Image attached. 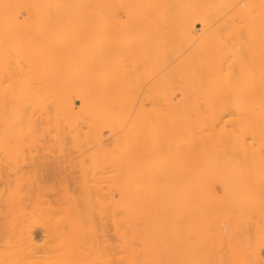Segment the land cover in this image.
<instances>
[{
	"label": "bare ground",
	"instance_id": "obj_1",
	"mask_svg": "<svg viewBox=\"0 0 264 264\" xmlns=\"http://www.w3.org/2000/svg\"><path fill=\"white\" fill-rule=\"evenodd\" d=\"M0 264H264V0H0Z\"/></svg>",
	"mask_w": 264,
	"mask_h": 264
},
{
	"label": "rangeland",
	"instance_id": "obj_2",
	"mask_svg": "<svg viewBox=\"0 0 264 264\" xmlns=\"http://www.w3.org/2000/svg\"><path fill=\"white\" fill-rule=\"evenodd\" d=\"M198 27L200 28L201 26H198ZM178 97H180V95H179ZM80 105H81V104L78 103V106H80ZM46 137H47V136H46ZM47 138L50 139V137H47ZM108 138H109V136H108ZM42 141H43V140H42ZM44 142H45V140L43 141V144H44ZM48 142H49V140H48ZM50 142H51V141H50ZM41 143H42V142H41ZM45 143H47V140H46ZM43 144H41V145H43ZM47 144H48V143H47ZM49 144H50V145H49L48 148H49V149H52V148H50L52 143H49ZM67 144H68V143H67ZM44 145H45V144H44ZM68 145L71 147L70 144H68ZM68 145H67V147H68ZM47 146H48V145H45V146H42V147H43V148L46 147L45 149H46V152H47V153H48V152H51V151H47ZM53 148L56 149V147H53ZM45 149H44V150H45ZM49 149H48V150H49ZM56 150H57V149H56ZM52 155H53L52 158H54V156H55L54 153L51 154V156H52ZM153 158H154V159H157V156H156V157H153ZM154 159H153V160H154ZM151 161H152V160H151ZM156 161H157V160H156ZM152 162H153V161H152ZM155 163H156V162H155ZM155 163H154V164H155ZM148 182H150V181L147 180V185H148L150 188H152V187H151L152 185L150 186V185L148 184ZM153 183H155V181H153ZM153 183H151V184H153ZM158 183H159V182H156V186L153 185V187H157V185H159ZM162 183H163V184H162ZM160 184H161V185H160L161 187H162V185H165L164 182H160ZM160 186H159V187H160ZM149 187H147V190L150 189ZM159 187L155 190V192L153 191V189H150V190H151L150 193L147 192L149 197H153V199L156 198L155 200L151 199V201L153 200V203H154L153 205H154V207H153V205H150V204L147 205V206H148L147 208L150 207L151 209H150V210L147 209V210H146V211H148L147 214H146V215L144 214L145 218H146V216H147L148 219L150 220V221H148V224H149V222H150V225H151V221L154 222V220H156V218L160 220V219H161V218H159L160 216H161V217L163 216V219H164L165 221H166V219L168 218V220L166 221V222H168L167 224H170V222H173L174 219L176 220V218L181 219L184 215H185L186 218H187V215H188V214H184L183 216L180 215V217H177V216L175 215L176 218H174V217H173V216H174L173 212L171 213V214H173V216H172L171 214H166V213H168V211H167L166 213H165V211H160L161 214H162V212H164V213L166 214L167 217L165 216V214H164V215H161L160 213H159L160 216H159L158 213H157L158 215H156V212H158L159 209H160V210L163 209V208H160V207H162V205H161V204H162V203H161L162 201H161L160 203L158 202L159 205H161L158 209H156V207H157L158 204H157V205L155 204V203H157V201H158L157 198L159 199V198L161 197L160 195H163V196H164V194L161 193V190H163L162 188L165 187V186H163V187L161 188V190H159ZM147 190H146V191H147ZM218 191L221 192V188H218ZM151 192H154L155 197H154V195H151ZM145 193H146V192H145ZM147 193H146V197H147ZM156 193L159 194V197H156V196L158 195V194H156ZM160 193H161V194H160ZM163 196H162V197H163ZM146 197H145V199H146ZM147 200L150 201V200L148 199V197H147ZM147 200H145V201L147 202ZM156 200H157V201H156ZM160 200H161V199H160ZM151 201H150V203H151ZM147 204H148V203H147ZM155 205H156V207H155ZM155 209H156V210H155ZM237 210H238V208H237ZM154 211H156L155 214H154ZM233 213H234V212H233ZM237 213H238V214L234 213V215H235V216H236V215H239V212H237ZM168 215L170 216V218L168 217ZM254 215H255V214H254ZM154 216H155V217H154ZM157 216H158V217H157ZM164 216L166 217V219H165ZM171 216H172V218H171ZM185 216H184L183 218H185ZM251 216H253V214H251V215L249 214L250 219H248L249 217H247V216H246L247 218H244L243 225H244V223L246 222V219L248 220V221H247V224H245V226H244L245 228H250L249 225H250L251 227H253V226L255 225V224H253V223H256L257 218H254V217H256V216H254V217H253L254 220H253V219H251ZM142 218L144 219V221H143ZM142 218H141V221H140L141 225H144V227H147L148 224H147V221L145 222L146 219H145L144 217H142ZM183 218H182V220H184ZM186 218H185V220L183 221L184 224H185V222L187 221V219H189V216H188L187 219H186ZM163 219H161V220H163ZM169 219H170V220H169ZM178 219H177V220H178ZM171 220H172V221H171ZM177 220L173 222V223L176 224L177 226H176V225H173V227L175 226V227H177V229H179L180 227H179V225L177 224ZM182 220H181V222H182ZM249 220H252L253 222H252V221H249ZM142 221H143V222H142ZM165 221H164V222H165ZM158 222H162V221H158ZM158 222H157V223H158ZM181 222H180V223H181ZM183 222H182V223H183ZM187 222H188V221H187ZM187 222H186V224H188V226H189V223H187ZM190 222H191V220H190ZM142 223H143V224H142ZM145 223H146V224H145ZM154 223H155V222H154ZM154 223H153V224H154ZM162 223H163V222H162ZM173 223H171V224H173ZM178 223H179V220H178ZM180 223H179V224H180ZM182 223H181V224H182ZM239 223H240V222H239ZM249 223H250V224H249ZM158 224H159V223H158ZM186 224H185L184 226H185V227H188V226H186ZM248 224H249V225H248ZM146 225H147V226H146ZM155 225H156V224H155ZM247 225H248V226H247ZM252 225H253V226H252ZM142 227H143V226H142ZM150 227H153V228H151L150 230H149V229H148V230L146 229V230H147V231H146V232H147V233H146V237H147L148 235H150L151 231H153L152 234H157V232H158V231H155V230L157 229L155 226H152V225H151V226H149V228H150ZM154 227H155V228H154ZM157 227H158V226H157ZM171 227H172V226H171ZM181 227H182V226H181ZM185 227H184V229H183V234H185L184 232L186 231V230H185V229H186ZM167 228H168V227H167ZM250 229H251V228H250ZM181 230H182V229H181ZM181 230H180V231H181ZM184 230H185V231H184ZM246 230H247V229H246ZM148 231H149V233H148ZM154 231H155V233H154ZM250 231H251V230H250ZM248 232H249V230H248ZM166 233H167V231H166ZM166 233H165L164 235H165V237H166V239H167V235H166ZM250 233H252V231H251ZM152 234H151V236H153ZM183 234H182V235H183ZM38 235L41 236V232H40ZM162 235H163V234H162ZM250 235H251V234H250ZM154 236H155V237H153V242H154V240H156L155 238H156L157 235H154ZM159 236H161V234H160V235L158 234L157 237L160 238L159 240H160V242H162V241H161V238H162V237H159ZM239 236H241V237H239V239H241V240L238 239V240L240 241V245H241V246H240L239 244H238V245L235 244V247H234V246L232 245V244L235 242V241H234L233 243L229 244V245H231V246L234 247V248H233V247H230V248H231V250H230L231 252H230L229 250H227V249H229V247L226 248L228 243H226V245H223V247L225 246L224 249H226L227 251L222 252L223 247H221V248H222L221 251H220V247H219V250H218V251H220L221 253L219 252L220 254L218 253V255H217V252H218V251L215 252L216 249H214V247L212 248V247L208 246V248H212V249L209 250V251H210L211 253L213 252V253H212V254H214L213 256H216V255H217V256H218V257L216 256L217 259L219 258V255H221V256H222V255H229V256H230L231 253H232V255L235 253V257L231 255L229 258L234 257V258H235L234 260H236V259H239V260H240L241 258H239V255H240L241 253H243V256H246V257H245V259H246V258H248L249 256H247V255H248V254H247L248 252L246 253L244 249H245V247H248V242H247V240H246V238H245L244 236H242V235H239ZM163 237H164V236H163ZM250 237H253V236H250ZM151 241H152V240H150L149 243L152 244ZM236 241H237V240H236ZM156 243L158 244V242H156ZM236 243H237V242H236ZM154 245H155V244H153V246H154ZM162 245H163V244H162ZM193 245H194V241H193ZM216 248H218V247H216ZM182 249H183V247H182ZM182 249H180V250H182ZM213 250H215V251H213ZM209 251H208V252H209ZM225 252H226V253H225ZM245 253H246L247 255H246ZM212 258H214V257H212ZM224 258H225V257H224ZM210 260H212V259L210 258ZM229 260H230V259H229ZM231 260H233V259H231Z\"/></svg>",
	"mask_w": 264,
	"mask_h": 264
}]
</instances>
